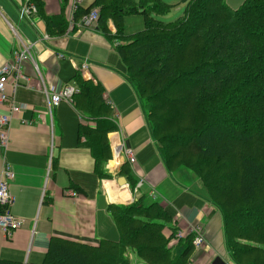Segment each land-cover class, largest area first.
Masks as SVG:
<instances>
[{"label":"trees","instance_id":"trees-1","mask_svg":"<svg viewBox=\"0 0 264 264\" xmlns=\"http://www.w3.org/2000/svg\"><path fill=\"white\" fill-rule=\"evenodd\" d=\"M185 1L183 14L170 22L155 17L169 9L162 0H94L75 18L98 7L96 27L107 33L112 21L122 76L167 171L185 170L204 185L233 264H264V0H244L235 9L224 0ZM127 15H141L143 28L125 34ZM72 84L75 106L80 88ZM92 121L94 129L83 133L94 130L95 172L107 178L102 160L112 122L98 112ZM128 170L123 163L119 173ZM107 211L117 240L53 238L40 264H131L128 251L144 264H190L191 234L168 246L177 228L157 200L141 194Z\"/></svg>","mask_w":264,"mask_h":264},{"label":"crops","instance_id":"crops-1","mask_svg":"<svg viewBox=\"0 0 264 264\" xmlns=\"http://www.w3.org/2000/svg\"><path fill=\"white\" fill-rule=\"evenodd\" d=\"M25 1L0 0V67L13 49L26 48L30 54L22 63L24 78L18 87L14 91L5 87L24 108L11 117L8 146L0 149V169L5 160L14 171L10 211L25 223L10 237L0 231V261L40 264L53 238L115 241L118 231L107 206L128 204L154 192L150 197L166 209L174 227L185 230L197 222L203 226L204 244L194 249L190 264H233L224 245L220 214L209 203L201 181L185 170L169 173L160 159L139 100L122 76L112 21L106 23L107 33L98 27L68 30L69 0H38L36 12L19 19L18 8ZM162 1L169 9L184 6L173 20L183 14L185 0ZM224 1L235 9L244 0ZM93 3L83 0L81 7ZM155 17L173 21L159 14ZM51 18L59 19L57 25L48 23ZM123 24L124 33L132 34L144 22L141 15H127ZM65 25L64 32H57ZM82 63L85 69H80ZM74 81L80 88L75 106L61 101L49 112L46 95ZM6 111L0 104V114ZM94 112L112 122L105 134L108 153L106 146L102 160L110 174L107 178L95 172L94 130L83 133L88 127L94 129ZM122 139L133 149L131 164L120 150ZM123 163L128 175L119 173ZM119 176L124 181L119 182ZM69 189L77 195H67ZM169 231L167 226L164 232ZM134 256L129 255L131 263L139 264Z\"/></svg>","mask_w":264,"mask_h":264},{"label":"built area","instance_id":"built-area-1","mask_svg":"<svg viewBox=\"0 0 264 264\" xmlns=\"http://www.w3.org/2000/svg\"><path fill=\"white\" fill-rule=\"evenodd\" d=\"M83 0H69V6L71 14L68 18L67 28L68 30L73 27L77 28H93L97 25L98 11L96 8L90 9L88 12L81 14L75 18L76 12L82 5ZM36 12L35 4L26 0L23 5L18 8L19 19L26 18L32 13ZM30 57L26 48H16L11 51L10 59L5 61L0 67V104L7 107V111L0 114V149L6 150L9 140V127L10 120L13 115L18 113L24 108L23 104L15 103L14 97L11 94L5 92L7 85L11 86L14 91L19 85V79L24 78L22 73V63ZM87 66L85 63L80 65V69H85ZM77 88L73 84H65L59 90L54 91L47 97V108L49 112L61 101H67L71 103V96ZM121 132V131H120ZM123 135V134H122ZM120 150L126 159L131 164L133 162V149L124 144L121 140ZM14 178V171L9 163L3 161L0 169V231H2L6 237H10L16 229L24 225L25 221L21 217H18L11 213L10 207L13 204L14 198L9 191L10 182ZM69 196H76L77 192L73 189H69L65 192ZM154 196V192L150 196ZM191 234L192 244L194 249L202 247L204 244L203 226L197 222L189 225L185 230L177 229L175 235L169 240L168 246L174 245L179 239Z\"/></svg>","mask_w":264,"mask_h":264},{"label":"rangeland","instance_id":"rangeland-1","mask_svg":"<svg viewBox=\"0 0 264 264\" xmlns=\"http://www.w3.org/2000/svg\"><path fill=\"white\" fill-rule=\"evenodd\" d=\"M181 3H183V2H181ZM180 5V7H178V8H175V7H171L170 9H169V11H167L166 13H163V14H159V16H164V20H166V21H168V20H173L174 18H176L178 15H180L181 13H182V11H183V8H184V6H181V4H179ZM203 185V184H202ZM204 186V185H203ZM204 189H205V187H204ZM206 190V189H205ZM130 254H132V255H134L131 251H128V255H130ZM135 257V256H134ZM138 263L139 264H142L141 263V261H138ZM131 264H135V263H131Z\"/></svg>","mask_w":264,"mask_h":264},{"label":"water","instance_id":"water-1","mask_svg":"<svg viewBox=\"0 0 264 264\" xmlns=\"http://www.w3.org/2000/svg\"><path fill=\"white\" fill-rule=\"evenodd\" d=\"M119 182L124 181V178L122 176H119Z\"/></svg>","mask_w":264,"mask_h":264},{"label":"bare ground","instance_id":"bare-ground-1","mask_svg":"<svg viewBox=\"0 0 264 264\" xmlns=\"http://www.w3.org/2000/svg\"><path fill=\"white\" fill-rule=\"evenodd\" d=\"M124 135V134H123Z\"/></svg>","mask_w":264,"mask_h":264}]
</instances>
